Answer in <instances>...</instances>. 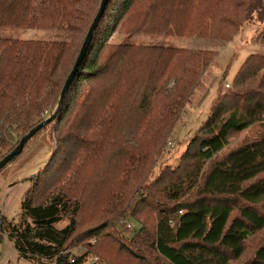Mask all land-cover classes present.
Here are the masks:
<instances>
[{
	"label": "trees",
	"instance_id": "16d2710c",
	"mask_svg": "<svg viewBox=\"0 0 264 264\" xmlns=\"http://www.w3.org/2000/svg\"><path fill=\"white\" fill-rule=\"evenodd\" d=\"M101 1L0 0L1 29L68 36L50 42L0 39V161L56 111ZM253 14L264 20L262 0H109L56 119L43 129L56 125L57 148L29 180L19 222L0 220V238L14 244L18 258L70 264L71 246L87 241L88 251L76 264L89 256L103 262L98 246L110 221L144 195L142 206L157 212L156 225L134 219L141 228L117 253L122 249L145 264H231L242 258L247 241L264 230L258 208L264 202V55H250L233 89L218 92L182 157L180 174L163 171L151 182L158 156L216 54L107 46L106 38L95 46V38L101 30L108 37L121 28L127 36L228 43ZM246 131H252L250 139L216 159L233 134ZM100 180L95 209L101 224L79 233L82 200ZM188 193L192 200L179 205ZM144 210L137 206L133 216ZM246 264H264V243Z\"/></svg>",
	"mask_w": 264,
	"mask_h": 264
},
{
	"label": "rangeland",
	"instance_id": "374dc122",
	"mask_svg": "<svg viewBox=\"0 0 264 264\" xmlns=\"http://www.w3.org/2000/svg\"><path fill=\"white\" fill-rule=\"evenodd\" d=\"M264 3V0H262ZM108 24L111 23V15L106 19ZM112 29V28H111ZM86 34V30H85ZM264 35V20L259 21V14H253L248 23H245L241 31L228 43L214 42L200 39H186L178 37H157L153 35H136L127 36L125 32L118 28L107 36L101 30L100 35L95 38V46H98L102 40H106V44L114 43L147 46V47H173L184 48L188 50H204L212 51L216 54L213 64L203 74L198 82L194 96L191 102L185 108L179 122L176 124L171 137L160 156L153 170L151 182L158 177L161 172L180 174L182 165V157L186 149L195 138L196 132L207 121L212 104L217 97L218 92H226L227 84L231 85L229 90L233 89L234 81L237 74L250 55H264V43L262 37ZM67 35L64 33H52L38 30H18V29H1L0 39H19V40H40L50 42L53 40H66ZM56 110V109H55ZM55 111L48 113L46 119ZM55 127L51 125L41 131L30 143L26 146L23 153L10 162L2 171H0V220L5 217L9 221L19 222L22 217L21 201L25 193L29 189V180L38 175L46 166L51 154L55 152L57 146L55 142ZM252 137V131H246L242 134H233L231 136L230 145L216 159H221L230 150L240 146L246 140ZM54 165V164H53ZM56 167V166H54ZM211 167L210 163L205 165L208 170ZM17 183V184H15ZM103 185L100 180L99 185L94 187V192L86 195L82 200L83 208L80 213V220L83 225L80 227L79 233H83L87 227L101 224L97 220V194L102 193ZM144 196H136L130 210L119 217L110 221L109 228L105 231L106 237L104 244L98 246L103 262L99 260V264H109L107 261L116 259L120 264H145L142 260H136L124 250L117 253L116 248L120 245L129 247L131 239L140 230V224L134 219H139L148 227L156 225L157 212L149 207L142 206ZM19 198L20 201H19ZM192 200L191 194H187L179 202V205H184ZM137 206L144 208L142 214L133 216V209ZM173 207V206H172ZM260 211L264 214V202L258 205ZM95 209V210H94ZM181 213V212H179ZM237 214L236 212L233 216ZM129 218L132 225L131 231H125L120 226V219ZM65 223L58 225L62 228ZM86 227V228H85ZM87 241L74 243L71 246V252L77 255L88 251L85 247ZM93 242V241H92ZM264 243V230L251 237L246 243V250L242 258L237 261H232L231 264H246ZM92 255V254H91ZM94 255V254H93ZM7 261V264H36L30 261L17 257L14 249V244L8 240L6 236L0 238V262ZM41 264H54L52 261H43Z\"/></svg>",
	"mask_w": 264,
	"mask_h": 264
},
{
	"label": "water",
	"instance_id": "95a60500",
	"mask_svg": "<svg viewBox=\"0 0 264 264\" xmlns=\"http://www.w3.org/2000/svg\"><path fill=\"white\" fill-rule=\"evenodd\" d=\"M108 4H109V0H102L101 1L98 14H97L96 18L94 19V22H93L92 26L90 27V29H89L86 37H85V40L83 42V45H82L80 52H79V55L77 57L76 63L74 65L69 77L67 78L63 89H62L56 111L50 117H48L45 121H43L41 124H39L38 126L33 128L29 133H27L21 139L19 145L11 153H9L4 159H2L0 161V171H2L10 162H12L16 157L20 156L23 153L26 145L29 143L30 140H32L34 138L35 135H37V133H39L41 130H43L46 126L50 125L56 119V117L59 113V110L64 103L66 94L68 93L71 85L74 82L76 75L78 74V71H79L81 65L84 62V59L88 53V49L92 44L95 31L97 30L100 19L103 17Z\"/></svg>",
	"mask_w": 264,
	"mask_h": 264
},
{
	"label": "built area",
	"instance_id": "2783aa9c",
	"mask_svg": "<svg viewBox=\"0 0 264 264\" xmlns=\"http://www.w3.org/2000/svg\"><path fill=\"white\" fill-rule=\"evenodd\" d=\"M225 87H226V88H229L230 85L227 84ZM120 226H121L122 229L125 230V231H131V230H133V229H132V225H131V223H130V221H129V218H124V219H122V220L120 221ZM95 243H96V240H94V241L92 242V245H94ZM85 253H86V251L83 252V253H81L80 255H77V254H74V253H73V255L70 257V260H69L70 264H76V263H77V260H78V257H81V256L84 255ZM83 264H99V259H98L97 257H94V256H89V257L84 261Z\"/></svg>",
	"mask_w": 264,
	"mask_h": 264
},
{
	"label": "crops",
	"instance_id": "0c3cea01",
	"mask_svg": "<svg viewBox=\"0 0 264 264\" xmlns=\"http://www.w3.org/2000/svg\"><path fill=\"white\" fill-rule=\"evenodd\" d=\"M15 184H17V183H15ZM30 185V184H29ZM20 199L21 198H19V201H20ZM17 254V253H16ZM18 257V256H17ZM0 264H7V261L5 262V261H2V262H0Z\"/></svg>",
	"mask_w": 264,
	"mask_h": 264
}]
</instances>
